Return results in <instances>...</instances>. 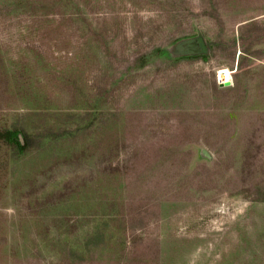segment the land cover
I'll return each instance as SVG.
<instances>
[{"label": "rangeland", "instance_id": "374dc122", "mask_svg": "<svg viewBox=\"0 0 264 264\" xmlns=\"http://www.w3.org/2000/svg\"><path fill=\"white\" fill-rule=\"evenodd\" d=\"M0 264H264V0H0Z\"/></svg>", "mask_w": 264, "mask_h": 264}, {"label": "trees", "instance_id": "16d2710c", "mask_svg": "<svg viewBox=\"0 0 264 264\" xmlns=\"http://www.w3.org/2000/svg\"><path fill=\"white\" fill-rule=\"evenodd\" d=\"M187 51H188V53H185V55L188 57V58H190V59H192V58H199V57H204V56H206L205 54L206 53H203L202 51H201V48H200V46H199V44H198V42L196 41V40H194V41H192L190 44H189V46L187 47ZM20 144V143H19ZM21 145V144H20ZM26 145L27 144H23L22 143V147H26Z\"/></svg>", "mask_w": 264, "mask_h": 264}, {"label": "water", "instance_id": "95a60500", "mask_svg": "<svg viewBox=\"0 0 264 264\" xmlns=\"http://www.w3.org/2000/svg\"><path fill=\"white\" fill-rule=\"evenodd\" d=\"M196 41L198 42V44H199V46H200V48H201V51H202L203 53H207V47H206V44H205L204 40H203L202 38H198ZM191 42H192V41H190V42L187 43V47L189 46V44H190ZM187 52H188V51H187Z\"/></svg>", "mask_w": 264, "mask_h": 264}]
</instances>
